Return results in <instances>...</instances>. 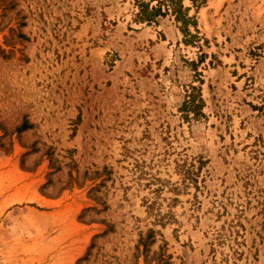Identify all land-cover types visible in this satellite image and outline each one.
<instances>
[{"label":"rangeland","instance_id":"374dc122","mask_svg":"<svg viewBox=\"0 0 264 264\" xmlns=\"http://www.w3.org/2000/svg\"><path fill=\"white\" fill-rule=\"evenodd\" d=\"M0 264H264V0H0Z\"/></svg>","mask_w":264,"mask_h":264},{"label":"trees","instance_id":"16d2710c","mask_svg":"<svg viewBox=\"0 0 264 264\" xmlns=\"http://www.w3.org/2000/svg\"><path fill=\"white\" fill-rule=\"evenodd\" d=\"M169 1L174 2L175 0H169ZM152 11H153L154 13H156V14L159 12V11L156 10V9H152ZM189 98H190L191 100H190V102H189L188 104H190V105L193 107L194 110H198V109H200V108L203 106V103H204V102H203L201 96L198 98V96H196V95H191ZM28 128H29V126L25 123V124L21 127V130L28 129Z\"/></svg>","mask_w":264,"mask_h":264}]
</instances>
